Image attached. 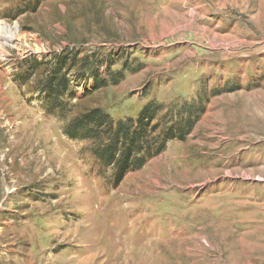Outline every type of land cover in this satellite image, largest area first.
I'll return each instance as SVG.
<instances>
[{
  "label": "rangeland",
  "instance_id": "1",
  "mask_svg": "<svg viewBox=\"0 0 264 264\" xmlns=\"http://www.w3.org/2000/svg\"><path fill=\"white\" fill-rule=\"evenodd\" d=\"M27 4L0 0V264H264V0ZM71 48L126 71L87 96L79 83L70 119L153 103L163 126L186 102L192 132L115 186L39 108L45 67L23 76Z\"/></svg>",
  "mask_w": 264,
  "mask_h": 264
},
{
  "label": "trees",
  "instance_id": "2",
  "mask_svg": "<svg viewBox=\"0 0 264 264\" xmlns=\"http://www.w3.org/2000/svg\"><path fill=\"white\" fill-rule=\"evenodd\" d=\"M23 1L28 2L26 12H33L42 2L49 0ZM101 51L95 49L82 55L81 51L71 48L61 55L53 54L41 60L30 58L26 61L27 69L23 76L29 80L45 67L48 75L35 88L40 100L39 108L59 122L67 121L62 128L65 138L91 143L94 159L102 171L111 170V181L116 186L127 172L139 170L147 160L164 151L167 143L185 140L192 132L198 115L190 103H182L179 107L172 104L170 109L174 114L168 120H165L166 115L161 118L163 126H160L157 117L162 109L149 103L134 119L114 120L99 109L70 119L73 111L71 103L77 99L75 90L79 83L85 87L83 94L87 96L108 86H116L123 79L126 67L123 65L119 70L111 71L114 62L106 59L107 55L104 61ZM100 69H105L106 78L99 74ZM71 74L74 79H69ZM159 127L162 130L157 134Z\"/></svg>",
  "mask_w": 264,
  "mask_h": 264
},
{
  "label": "bare ground",
  "instance_id": "3",
  "mask_svg": "<svg viewBox=\"0 0 264 264\" xmlns=\"http://www.w3.org/2000/svg\"><path fill=\"white\" fill-rule=\"evenodd\" d=\"M189 15H190V17H192L194 14H193V12H191ZM189 23H190V21H189ZM7 33H8V31H7L5 28L0 27V39H1V40H4V41H7V39H8L9 41L12 40V37H11L10 35H9V37L6 36ZM2 46H3V45H2ZM233 171H234V170H233Z\"/></svg>",
  "mask_w": 264,
  "mask_h": 264
}]
</instances>
